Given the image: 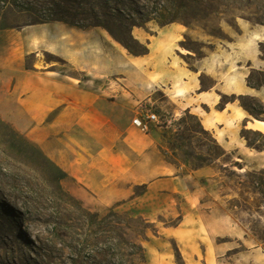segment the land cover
Segmentation results:
<instances>
[{"label": "crops", "instance_id": "0c3cea01", "mask_svg": "<svg viewBox=\"0 0 264 264\" xmlns=\"http://www.w3.org/2000/svg\"><path fill=\"white\" fill-rule=\"evenodd\" d=\"M238 27L241 33L227 43L202 37L201 32L178 23L158 27L153 35L134 29V38L148 48L143 56L101 45L90 38L93 33L67 31L52 46L84 78L36 65L27 68L18 54H0V118L66 175L62 183L65 191L85 206L134 204L140 214H182L181 224L164 228L162 235L176 240L186 264H203L196 257L201 242L180 233L189 229L191 222L215 229L227 227L226 218L212 211L205 218L195 216L211 208L205 201L204 182L215 174L210 167L183 173L180 164L166 156L165 128L153 125L144 132L133 120L143 110L171 120L182 112L191 114L226 156L235 157L233 163L243 165L240 171L246 165L264 170V152L248 148L241 137L243 128L257 131L249 128L254 119L247 112L238 119L237 101L223 110L217 108L223 95L252 96L264 104V89L247 85L253 70L264 72L259 48L264 31L241 23ZM190 36L209 46L198 59L196 52L184 45ZM203 79L212 84L206 86ZM180 83L189 88L185 97L174 96ZM215 97L219 98L216 102ZM206 118L214 127L205 126ZM143 186L146 192L135 198V189ZM258 249L247 262L244 258L236 261L254 264L252 256Z\"/></svg>", "mask_w": 264, "mask_h": 264}, {"label": "rangeland", "instance_id": "374dc122", "mask_svg": "<svg viewBox=\"0 0 264 264\" xmlns=\"http://www.w3.org/2000/svg\"><path fill=\"white\" fill-rule=\"evenodd\" d=\"M31 2L35 8L42 9L39 2ZM44 3L50 5L49 1ZM97 5L92 8L93 14L103 22L101 13H106L116 30L120 21H129L144 26L134 29H144L153 35L161 24L174 21L201 32L202 37L225 43L241 33L238 23L264 31V0H197V3L194 0H105ZM22 10L0 5V23L21 25L26 17ZM93 14L89 12L90 21H95ZM71 30L84 35L93 33L90 38L101 45L127 51L101 27L81 30L53 22L0 30V54H18L27 68L36 65L38 69L84 78L52 46ZM184 45L196 52L195 59L209 48L195 36H190ZM261 78L264 83V76ZM204 83L209 86L212 81L205 79ZM159 98L166 101L162 96ZM160 118L165 128L163 144L168 160L179 163L183 173L210 167L215 174L204 182L205 201L211 208L195 216L205 218L212 211L228 221L227 227L220 229L207 224L195 226L191 222L190 228L180 233L183 238L201 242L196 257L203 264H241L236 259L244 258L247 262L255 248L264 252V170L246 165L240 171L230 165L235 157H220L216 144L201 129L197 117L182 112L173 120ZM260 141L262 145L264 141ZM64 180V174L37 146L0 118V264H118L122 259L126 264H186L176 240L162 235L164 228H175L182 214H140L134 204L116 208L118 213L133 211L135 216H144L155 224L156 230L149 231L147 239L138 241L144 248L145 262L140 256L130 257V250L124 245L121 256L114 260L109 254V244H103L109 241V234L103 228L105 222L100 226L91 223L92 215H99L107 223L110 208H90L73 197L82 205L74 203L62 185Z\"/></svg>", "mask_w": 264, "mask_h": 264}, {"label": "trees", "instance_id": "16d2710c", "mask_svg": "<svg viewBox=\"0 0 264 264\" xmlns=\"http://www.w3.org/2000/svg\"><path fill=\"white\" fill-rule=\"evenodd\" d=\"M34 2H39L43 7L42 9L35 8L34 3L31 0H0V5L2 6H11L12 8L21 9V12L26 13V17L23 20L21 25H9L6 22L0 23V30L3 29H13L20 28L23 26H31V25H40V24H49L53 22H63L67 25L77 27L81 30H86L90 27H101L105 29L110 36L119 44H121L129 54L133 56H143L148 54V48L146 45L141 44L137 41L133 35L132 31L135 27L144 28L143 25H138L136 23H129L120 21L117 26V30L110 25L109 16L106 13H101L103 17V22H100V18L93 14V7L99 6L97 3L103 2L105 0H32ZM46 1H49L48 7L45 6ZM194 3H197V0H194ZM40 5V6H41ZM47 5V4H46ZM4 8V7H3ZM92 10V11H91ZM89 12L96 17H94L95 21L89 20ZM174 23L171 21L166 24H161L160 27L166 26L168 24ZM188 27V26H187ZM135 45L137 48H134L132 45ZM261 57L264 59V43L259 44ZM202 57V56H201ZM264 76L263 71L253 70L247 78V85L250 88L255 90H260L264 87V83H262V78ZM203 84L204 79L202 80ZM239 101L240 107L249 114L254 120L263 121L264 122V104L256 97L252 96H225L223 95L218 105L219 110H223L225 105L229 103H234ZM199 121V120H198ZM199 125L203 130L200 122ZM204 131V130H203ZM210 134V133H209ZM213 142L216 144V147L220 151V157H225L226 152L217 144V142L213 139L210 134ZM241 137L246 141L247 147L250 149H254L258 152H264V143H261L260 140L264 141V133L259 131H251L243 128L241 131ZM42 153V152H41ZM44 156V154L42 153ZM45 157V156H44ZM46 158V157H45ZM47 159V158H46ZM48 160V159H47ZM53 164V163H52ZM232 166L238 167L239 169H243L240 163L230 162ZM54 165V164H53ZM55 166V165H54ZM56 167V166H55ZM61 171V170H60ZM62 172V171H61ZM63 173V172H62ZM64 174V173H63ZM66 175L64 174V177ZM141 188V192L138 189ZM146 186L138 187L135 189L134 197L142 196L146 192ZM70 200L78 205H82L81 202L75 200L72 196L68 195ZM109 219L104 220L99 215H92V225L100 226L101 222H105L104 229L109 234V241H104L103 244L108 243L110 246L111 253L116 259V256H121V245L126 246L130 250L129 256H140L142 258V262L146 261L144 248L138 241L140 239H147L148 232L156 230L155 224L151 223L148 219H145L142 216H135V214L130 212L118 213L116 212V207H112L108 210ZM101 220V221H98ZM182 218L179 219V222L174 225V227H178L181 224ZM132 235L130 238L128 236ZM113 235V236H112ZM112 241H116L115 244ZM111 262V261H110ZM118 264H126L124 259L121 262L117 261Z\"/></svg>", "mask_w": 264, "mask_h": 264}, {"label": "bare ground", "instance_id": "6f19581e", "mask_svg": "<svg viewBox=\"0 0 264 264\" xmlns=\"http://www.w3.org/2000/svg\"><path fill=\"white\" fill-rule=\"evenodd\" d=\"M189 92V88L182 83H180V86L176 87L174 96L175 97H185ZM218 97H215V102L218 101ZM203 116H205L204 112H201ZM235 114L238 117V119H241L247 115V113L241 108L238 107L235 109ZM254 125H249L250 129L257 130V131H264V122L263 121H257L254 120ZM205 126L208 128L214 127V122L210 118H206L204 122ZM252 260L254 264H264V252H262L260 249L256 250V255L254 252V255L252 256Z\"/></svg>", "mask_w": 264, "mask_h": 264}, {"label": "built area", "instance_id": "2783aa9c", "mask_svg": "<svg viewBox=\"0 0 264 264\" xmlns=\"http://www.w3.org/2000/svg\"><path fill=\"white\" fill-rule=\"evenodd\" d=\"M135 126L139 127L144 132H149L153 125L161 126L163 122L158 114L151 110H143L133 120Z\"/></svg>", "mask_w": 264, "mask_h": 264}]
</instances>
